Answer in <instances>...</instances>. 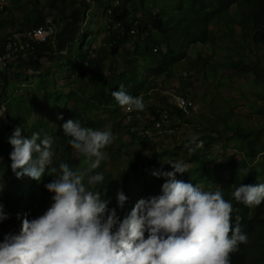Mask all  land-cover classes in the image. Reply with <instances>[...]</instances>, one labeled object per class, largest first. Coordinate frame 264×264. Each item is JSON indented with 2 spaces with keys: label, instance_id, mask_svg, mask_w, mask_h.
<instances>
[{
  "label": "trees",
  "instance_id": "1",
  "mask_svg": "<svg viewBox=\"0 0 264 264\" xmlns=\"http://www.w3.org/2000/svg\"><path fill=\"white\" fill-rule=\"evenodd\" d=\"M35 1L37 0H25V7H21L20 0H16L13 3L10 2L14 7L9 5L6 8L5 0H0V11L5 10L4 13L0 14V29L3 28L0 33L4 32L3 36L0 35V46L9 35L8 23L15 22L17 10L23 11L30 6L32 15L26 14L25 20L30 21L32 18H36L35 20L38 22H34L36 23L35 26L46 22L47 17L40 14V9L37 8L36 4L33 5ZM55 1L50 0L49 3ZM83 1L85 2V0ZM121 2L122 4H120ZM101 3L105 5L104 14L107 18L105 22L106 34L102 44L84 50L83 46L88 41L87 28L90 27V19L85 26H81L89 8L86 2L85 9L79 7L65 14L68 25H65L64 29H61L58 24L61 21L54 18L53 21L58 25L56 39L37 44L35 49L27 54L19 53L20 58L11 60L7 68L0 69V105L7 103V88H17L15 80L8 81L6 78L11 70L16 69L18 65L21 66L19 64L21 62L31 66V70L39 72L38 80L45 86L40 88L36 85L34 94L38 100H46V103L42 106L37 102L36 106L42 109L47 108L48 100L53 96L47 90L49 83L44 81L45 74L51 73L52 70V65L49 63H53L57 59L56 56L70 48L72 44L79 43L76 49L78 54L75 55L81 56V60L77 61L76 65L71 68L69 76L75 74L76 79L86 81V85L92 83L95 85V91L88 96L83 94L79 96L78 91L72 89L66 95L67 100L86 103L92 106L91 109L89 108L90 111L94 108L104 111L122 110L124 107L119 106L115 101L112 96L113 91L120 90V86L123 85V90L133 97H138L141 91L147 94L159 85L155 79H150V75L173 77L175 66L189 58L190 48L193 45L218 47L221 34L233 39L234 43L237 44L235 50L238 51V59L232 62L234 72L243 76L251 74L254 82L264 89V0H175L174 4L169 2L171 6H174L173 9L175 10L172 9L173 11H170L164 2L158 0H121L120 5L112 7H109L111 0H102ZM37 13H39L38 17ZM23 27L14 28L12 33L23 32ZM218 28H221L222 32L217 31ZM236 35L239 37L237 38ZM253 47L261 51L255 60L244 55L246 52L252 51ZM71 53L74 56V52L71 51ZM42 57H46L49 62L42 63ZM207 58L208 56L206 57L205 54L199 52L195 58L188 62L187 69L194 70L202 66L207 67L209 64ZM62 61L66 62L64 58L59 59V62ZM109 61L112 62L108 63ZM68 62L70 63V60ZM141 64L147 68L149 73H141L139 70ZM64 65H68V63ZM57 66L63 70V65L58 64ZM106 68L108 71L105 70ZM17 74L21 75L22 73L18 72ZM179 74L181 76L187 75L182 69H180ZM87 76L88 79H86ZM192 86V81H186L183 85V91L180 93L187 98L189 96L195 97V92L191 91ZM261 92L258 95L264 99V92ZM73 94H76L75 99L72 98ZM60 97L61 95H57L56 99ZM160 101V107L167 110L172 121L180 120L188 126H194L196 132L202 131L201 127L191 124L193 121L192 114L185 116L181 108L170 103L169 95L163 93ZM224 101L227 104H221L220 107H230L229 100L225 99ZM155 108L157 107L155 106ZM140 112L144 117L142 120L146 123L145 126L152 125L153 121L145 115L144 109ZM233 112L234 107L231 106L227 114L230 115ZM260 113L264 115V111H260ZM151 114L154 115V110ZM55 115L52 114V116ZM58 115H61V112ZM145 118L148 119L145 120ZM223 119L226 131L234 130L235 141L243 146L239 148H243L242 150L245 148L243 157L237 161L239 168L231 174V183L225 184L220 189L223 198L233 205L232 225L235 226L236 216H240L242 233L248 237L246 244H239L238 250L230 254V264H264V202L259 206L249 207L242 202H237L232 196V193L241 184L264 183V172L261 171L263 168L259 170V166L264 165V125L258 128H247L239 121L229 123L227 117H223ZM22 120L23 117L21 115L14 116L8 106V113L0 123V185L3 184V189L0 191V204H3V211L8 217L0 222V241L7 234L19 233L21 220L17 218L18 214L22 217L23 214L27 213L29 219H34L43 215L51 206L53 194L44 187L53 178L50 168H58L61 162L68 163L71 168L73 167L72 156L75 149L71 147L68 140L60 138L62 137V125L67 120L65 119L62 122L57 121L56 126L50 130L57 140H61L58 141L59 143L55 148H52L54 152L53 165L49 166L45 175L39 181L28 176L17 178L10 167L9 154L12 151V146L9 143V137ZM47 120L50 121L49 118ZM122 123L125 124L124 116L113 125V128L116 125H122ZM140 123L141 121H136L133 118L124 127L131 135L147 141L149 139L137 131ZM81 125L92 128L93 120L88 117ZM38 130L42 131L40 128ZM179 134H175L173 137ZM204 136L205 134L200 137L197 135L196 138L200 142V140H204ZM202 148L196 150L190 160H201ZM59 151H61L60 154ZM262 155L263 161L252 165L254 160ZM155 161L156 159H153L150 162L154 164ZM147 164L148 162L141 166L131 163L121 171V180L108 179L99 185H88V188L99 191L103 199H110L109 208L116 207V192L122 190L127 200L123 209L117 208V213L123 218L131 212L138 200L159 196L162 193V185L166 182V178L163 176L154 177L149 174L143 175V180L139 184V191L136 192L133 189V182L130 180L131 169L133 167L145 168ZM82 170L79 169L78 172ZM167 170L172 171V169H163L162 171ZM98 171L99 168L95 169L92 174L98 173ZM180 178L181 174L177 173L176 179L180 180ZM84 182L87 184V177ZM147 236L148 233L145 232V238Z\"/></svg>",
  "mask_w": 264,
  "mask_h": 264
},
{
  "label": "clouds",
  "instance_id": "2",
  "mask_svg": "<svg viewBox=\"0 0 264 264\" xmlns=\"http://www.w3.org/2000/svg\"><path fill=\"white\" fill-rule=\"evenodd\" d=\"M100 1L85 0L89 8L82 27L88 22L90 6ZM120 4L111 0L109 7ZM7 31L10 35L13 29L8 26ZM112 96L128 111H142L145 107L143 97L127 94L123 85ZM5 110L0 108V117ZM62 129L64 136L70 138L71 147L89 159V167L78 172L61 162L58 168H50L53 178L44 187L53 194V203L34 219H29L27 213L22 217L18 214L19 233L7 234L0 241V264H230V254L238 250L239 244L248 242L241 230L240 216L232 225L233 205L221 191H204L198 185L176 179L177 173L187 172L182 162L169 163L172 171H153L154 176L166 178L162 193L138 200L131 212L121 218L117 208L123 209L127 200L122 190L116 192V207L109 208L110 199H103L99 191L88 188L105 179L102 173H92L105 160L102 150L115 139L113 133L82 127L79 119L67 120ZM196 139L193 137L190 144H195ZM9 143L10 167L15 176L39 181L53 163L52 138H41L39 133L23 138L17 127ZM232 196L246 206H259L264 202V183L241 184ZM7 218L0 204V222Z\"/></svg>",
  "mask_w": 264,
  "mask_h": 264
},
{
  "label": "rangeland",
  "instance_id": "3",
  "mask_svg": "<svg viewBox=\"0 0 264 264\" xmlns=\"http://www.w3.org/2000/svg\"><path fill=\"white\" fill-rule=\"evenodd\" d=\"M16 0H11L13 3ZM25 0H20L21 7H25ZM50 0H37L33 3L40 9V14L47 19L55 18L60 20L58 23L61 29L68 25L66 15L75 8L85 9V2L83 0H56L54 3H49ZM164 2L167 8L171 11L174 6L170 3L175 0H158ZM100 2L92 4L91 12H89L90 27L88 30V41L85 44L84 50L92 47H98L102 44L103 37L106 34L105 22V5ZM170 2V3H169ZM23 3V5H22ZM12 7H14L13 4ZM31 7L29 6L23 11L17 10V18L15 22H9L11 29L20 26H27L36 24V18L30 21L25 20V15L31 16ZM175 10V9H173ZM172 10V11H173ZM39 13H37L38 17ZM141 15V13H140ZM64 16V19H63ZM88 21V19H87ZM27 24V25H25ZM61 24V25H60ZM217 28V26H215ZM3 28L0 29L2 32ZM222 32L221 28L216 29ZM1 36L4 35L0 33ZM238 38L239 35H236ZM218 47H210L208 45L195 44L190 48L189 58H186L179 65L175 66V75L171 78L164 76L150 75V79H155L159 85L151 94H146L141 91L138 97H143L144 112L147 117H150L155 106L160 103V98L166 91L182 92L183 85L190 80L193 83L191 91L195 92V97L189 96L192 99V104L197 106L196 111L192 113L193 121L191 124L201 127V132H196L194 126H182L183 132L175 137H162L154 140H141L136 136L127 132L124 127L125 124L115 125L116 122L124 116L123 109L118 111H104L89 106L86 103H79L75 100H67V93L76 89L78 95L88 96L95 91V85L92 83L86 85V81H79L76 75L69 76L71 68L76 65V62L81 60V56H76L79 43H74L70 48L66 49L52 65L51 73L45 74L44 81L48 82L47 90L53 96L49 98V105L47 108H38L36 103L39 102L42 106L46 103L36 98L34 94V87L37 85L43 88L45 85L38 80L39 72L31 70V66L19 62L21 66L11 70L7 74V80H15L17 88H7V103L0 105V108L6 109L3 116L0 117V123L4 120L8 113V106L14 116L21 115L23 120L17 127L21 129V136L23 138H30L32 133H39L40 137L49 136L53 140L52 148L58 145V141L50 131L56 126L57 121H65V119H79L80 122H85L87 118L93 120L91 125L94 130H111L115 139L109 146L103 149L105 160L100 164L98 173H102L105 177L104 181L108 179L121 180V171L127 168L131 163L143 165L148 162L145 168L133 167L130 172V180L133 182V189L139 191V184L143 180V175H153L155 170L172 169L169 163L182 162L187 172L181 174L180 180L191 183L194 186L198 185L204 191H220V189L227 183H231V174L235 173L239 168L237 161L243 157V151L240 143L235 141L234 130L226 131L223 117H227L229 123L239 121L243 126L249 128L263 127L264 115L260 111H264V99L259 97L258 93L264 92L261 85L254 82L252 75H239L232 69V62L238 59L237 44L233 39L221 34L219 37ZM74 52V56H72ZM201 52L208 56V66L200 67L199 69L188 70V62L195 58ZM261 51L253 47L252 51L244 54L249 59H256L257 54ZM78 54V53H77ZM76 57V58H75ZM64 58L65 61L59 62V59ZM70 60V63L68 62ZM42 63L49 62L46 57L41 58ZM112 61H109L110 63ZM68 63V65H64ZM63 65V70H60L57 65ZM182 67V68H180ZM180 69L186 72L187 75L181 76ZM108 71V68L105 69ZM139 70L142 74L149 73L143 64L140 65ZM22 73L18 75L17 73ZM44 75V74H43ZM191 75V78H190ZM88 79V76L87 78ZM84 91V92H83ZM61 93V94H60ZM57 95H61L56 99ZM76 98V94L72 95ZM214 98V101H213ZM229 100L230 107H234V112L229 115L227 111L230 107H220V105L227 104L224 100ZM89 110V111H88ZM114 110V109H113ZM61 112L63 119H58L57 114ZM57 113V114H56ZM52 114H56L52 116ZM52 116V119H51ZM49 118L50 121L47 119ZM66 120V121H67ZM42 129L39 131L38 129ZM204 140L199 142L196 139L195 144H190L193 137L197 135L203 136ZM62 140H69V137L64 136L63 129L61 131ZM210 135V136H209ZM188 144L189 147H185ZM203 147V148H202ZM243 147V146H242ZM202 148V159L199 161L190 160L193 153ZM194 149V151L190 150ZM73 167L72 169L78 171L79 169H86L89 167V159L77 150H73ZM79 153H77V152ZM59 154L61 151L58 152ZM262 156H259L252 165L262 162ZM95 159L94 157L92 158ZM156 159L154 164L150 161ZM53 165V163H52ZM263 168V169H262ZM264 172V165L259 166V170ZM168 171V170H167ZM154 176V175H153ZM157 177V176H154ZM99 185V184H98Z\"/></svg>",
  "mask_w": 264,
  "mask_h": 264
},
{
  "label": "built area",
  "instance_id": "4",
  "mask_svg": "<svg viewBox=\"0 0 264 264\" xmlns=\"http://www.w3.org/2000/svg\"><path fill=\"white\" fill-rule=\"evenodd\" d=\"M87 1L91 2V0H87ZM5 3L7 6L8 0H5ZM1 12L2 11H0V13ZM24 32L25 35H30L31 39H33V46L15 48L13 47V45H4L3 50L0 52V69L7 68V65L10 63L11 60H17L18 52H22L23 50L33 51L37 44H40L49 39V19H47V21L42 25L39 26L31 25L25 28ZM164 93L169 95V100L171 104H174L183 110L185 116L191 115L193 113V110H196L197 108L196 104H192V101L189 98L185 97L183 94L179 92L166 91ZM147 94H151V91H149ZM160 105L161 104L158 103V105L156 106L157 108H155L154 110V115L150 116V118H152L153 123L168 124L169 126L168 137L180 133L181 131H179V124H186V123L180 120L172 121V119H170V114L167 112V110L162 109ZM125 109H126V115L128 117L142 116L140 110L128 111L127 108ZM140 135L146 137L149 140L153 139V136H148L142 133H140Z\"/></svg>",
  "mask_w": 264,
  "mask_h": 264
},
{
  "label": "bare ground",
  "instance_id": "5",
  "mask_svg": "<svg viewBox=\"0 0 264 264\" xmlns=\"http://www.w3.org/2000/svg\"><path fill=\"white\" fill-rule=\"evenodd\" d=\"M95 1H97V0H91L90 3H94ZM120 1L121 0H115V3L119 4ZM46 21H47V19H46ZM56 32H57V27L53 21V18H50L49 19V39H53L55 37ZM44 42H46V41H44ZM4 45H13V47H15V48L33 46V39H31L30 35H25L24 31L23 32H17V33H11V35L8 36V38L6 39ZM29 51L30 50H23L22 52H18L17 57L18 58L21 57L19 53H23V55H24V54H27ZM193 104H195V103H193ZM125 108L126 107L123 108L125 124L129 123L133 118H135L136 121H141V123L137 129V131H139V133H142V134H145L148 136H153L152 140L157 139V138H162V137H168V133H169L168 124H155V123H153L152 125L145 126L146 123H144V121L142 120V118H144L143 116L128 117L126 115V109ZM193 112H194V110H193ZM148 118H149V120L152 121V118H150V117H148ZM148 118H145V120H147ZM179 125L186 126L187 124H179ZM182 126H179V131H181V132H183ZM171 137H173V135Z\"/></svg>",
  "mask_w": 264,
  "mask_h": 264
}]
</instances>
